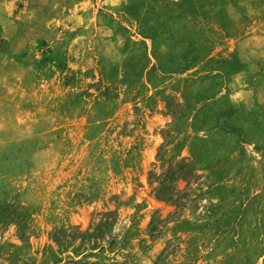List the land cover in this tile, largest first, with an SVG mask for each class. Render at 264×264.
Segmentation results:
<instances>
[{
    "label": "rangeland",
    "instance_id": "1",
    "mask_svg": "<svg viewBox=\"0 0 264 264\" xmlns=\"http://www.w3.org/2000/svg\"><path fill=\"white\" fill-rule=\"evenodd\" d=\"M0 264H264V0H0Z\"/></svg>",
    "mask_w": 264,
    "mask_h": 264
}]
</instances>
